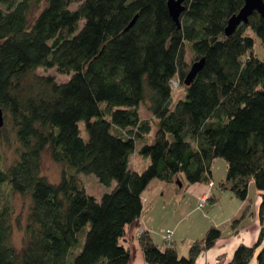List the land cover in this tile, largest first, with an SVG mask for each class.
<instances>
[{
    "label": "trees",
    "instance_id": "1",
    "mask_svg": "<svg viewBox=\"0 0 264 264\" xmlns=\"http://www.w3.org/2000/svg\"><path fill=\"white\" fill-rule=\"evenodd\" d=\"M167 3L0 0V191L6 183L30 200L19 248L12 207H0V264H130L127 234L139 226L149 184L209 185L218 158L227 164L222 190L246 201L253 183L264 222V60L252 37L264 46V18L253 13L228 37L244 0H186L179 25ZM131 38L117 62L114 52ZM200 59L205 66L186 86ZM55 67L71 78L59 83L37 72ZM178 80L185 91L175 101ZM142 104L152 119L142 118ZM3 149L14 151L9 166ZM135 152L150 159L147 169L131 168ZM47 153L61 165L59 183L43 175ZM82 174L115 186L98 200ZM246 213L233 220V235ZM223 237L211 226L185 257L148 231L139 245L146 264H196ZM263 238L264 228L255 244L240 243L229 264H264Z\"/></svg>",
    "mask_w": 264,
    "mask_h": 264
},
{
    "label": "rangeland",
    "instance_id": "2",
    "mask_svg": "<svg viewBox=\"0 0 264 264\" xmlns=\"http://www.w3.org/2000/svg\"><path fill=\"white\" fill-rule=\"evenodd\" d=\"M78 7V4H74L71 6V9L74 10ZM255 40L254 51L259 59L264 60V46L261 40L255 35L252 34ZM132 38L128 41H125L119 45V47L114 52V57H116L117 62H121L124 59V56L132 49ZM188 53V61L191 59V54ZM38 74L40 75H51L56 78L59 83H66L71 76L72 73L70 71H62L55 67L54 69H50L48 71H43L39 69ZM174 97L175 101L178 98H181L184 95L185 89L180 85L179 80L173 82ZM140 112L143 119L149 118L152 119L151 113L147 110V106L142 104L140 106ZM154 121V120H153ZM83 133L82 135L86 137V131L84 129L85 125L81 123ZM157 130V124L152 122V131L150 135L147 137V141L152 143L155 138V132ZM145 141V140H144ZM143 141V142H144ZM142 143V142H141ZM139 145V144H138ZM140 146V145H139ZM4 153V165L9 166L13 163L15 154L14 151L3 149ZM43 165L42 172L43 175L47 178L48 182L59 183L62 168L60 164H57L54 160L51 159L49 153L44 154L42 157ZM150 163L149 158H145L144 156L139 155L137 152L131 155V168H134L136 171H143L148 168ZM212 167V176L215 184V188L213 191V196L217 199L216 201L210 200L204 209L200 208L199 201L195 199V187L194 186H207L205 183H195L193 185L186 184L183 188H180L177 185L173 186V190H167L159 194L156 199V208L154 210V218L156 219L155 232L158 237L164 234L166 229L169 227L173 229L175 225L178 223H182L180 230L178 231L177 239H178V253L181 257L189 256V250L193 243H189V240L202 239L206 236L207 230L211 226H215L214 224H218V228L224 231V239H229V235L234 231V227H232V223L234 219H239L247 208H243V201L240 199H235L231 197L229 191H223L220 183L226 179L227 173V164L224 159L218 158L214 161ZM81 181L84 182L87 192L90 195L95 196L98 200L105 195V193L111 192V189L114 188L115 183L112 188H108L103 186L95 175H85L82 174ZM183 177V176H182ZM185 178V177H184ZM157 184L159 181L155 180ZM186 182V178H185ZM155 184V183H153ZM189 185V186H188ZM250 185V184H249ZM155 186V185H154ZM194 187V188H192ZM172 188V187H171ZM153 193L156 192V188L152 187ZM151 191V192H152ZM159 192V191H158ZM157 192V193H158ZM256 187L253 183H251L249 187V201L246 203V206L249 205L250 201L252 202V207H254V211L256 210ZM5 203L9 204L12 207L13 212V243L19 248L22 245L23 239V229L27 221V213L30 204L29 198H24L17 193H13L9 184H4L2 190L0 191V207L5 205ZM241 204V205H240ZM237 218H236V217ZM253 219L251 216H243L241 224L242 228L247 226H251L253 223ZM242 230V229H241ZM185 232L184 237L180 236ZM140 236V235H139ZM231 236V235H230ZM185 239L186 249L183 251L182 248V240ZM173 240V238H172ZM262 244L259 247V250L264 246V238L262 239ZM230 241V240H229ZM167 246L173 245L171 243H165ZM258 251V250H257ZM259 252V251H258ZM227 255L219 252V255L216 258V262L219 264H226L225 259Z\"/></svg>",
    "mask_w": 264,
    "mask_h": 264
},
{
    "label": "crops",
    "instance_id": "3",
    "mask_svg": "<svg viewBox=\"0 0 264 264\" xmlns=\"http://www.w3.org/2000/svg\"><path fill=\"white\" fill-rule=\"evenodd\" d=\"M153 183H155V184H153ZM213 183H214V181H213ZM250 185H251V183H250ZM173 186H174V184L169 185V184H166V183L161 182V181L159 182V184H157L154 180L149 184L148 188L146 189V191L143 195V198L146 199L147 204L145 205L144 214L142 215V217L139 221V226L138 227L132 226L131 229L129 230L128 234H127L128 235L127 246L130 247L131 252H132V257H133L130 264H146L144 256H143V252L141 249V245H139V235H140L139 230H140V228H142L145 231H148L150 234H152L154 241L161 248H163V246H165V244H163V242H164V236L166 235V231H172L174 233L172 244L178 250V248H179L178 242L179 241L177 239V235L179 234L178 231L180 230V228L182 226L181 222L178 223L177 225H175V227L173 229L168 227L162 236L160 235L158 237L156 234H154V232H155L154 223H156V219L154 218V210L156 208V204H154V203H156V201H157L156 199L158 198L160 193L167 191V190L172 191ZM184 186H185V183H182L181 188H183ZM152 187L156 188L155 193H153ZM194 187H192V188L195 189V199L197 201H199L200 197L203 196L207 190H209V187H207L205 185L194 186ZM214 188H215V184H214ZM256 196H257V200H256V205H255V207H256L255 211H254V207H252L251 201H250L249 205L246 206V203L249 201V199L246 201H243V204H242L243 208H245V209L247 208L246 216H249V217L251 216V218L254 221L252 223V225L247 226L245 228H242L241 224H239V226H238L239 234L238 235H233V233H234V231H233L230 234L231 236L229 235V237H230L229 239L225 240L224 238H222V239L218 240V243L214 248L207 251L206 253H203V255H201L197 259L196 264H214V261L216 260L217 256L219 255V252L227 255V257L225 259V263L229 264L230 260L232 259L233 255L235 253L234 252L235 249L240 245V243H244L248 246H251L258 241L257 239H258L260 233L262 232V228H264V222L261 220V218H259V210H260L259 206H260L261 199L257 195V193H256ZM212 198L213 199H211V200L213 202L216 201V199H217L215 196H213V191H212ZM232 198H234V197H232ZM214 225L216 227L218 226V224H214ZM184 235H185V232L180 236L184 237ZM196 240H199V239H196ZM196 240H189V243L192 244ZM185 242H186L185 239L182 240L183 251L186 249V245H185L186 243ZM221 264H222V261H221ZM251 264H257L256 260H252Z\"/></svg>",
    "mask_w": 264,
    "mask_h": 264
},
{
    "label": "water",
    "instance_id": "4",
    "mask_svg": "<svg viewBox=\"0 0 264 264\" xmlns=\"http://www.w3.org/2000/svg\"><path fill=\"white\" fill-rule=\"evenodd\" d=\"M185 1L186 0H168L167 8L170 13L173 21L180 24V17L186 11L185 10ZM257 12L262 18H264V0H244V5L241 11L238 14L230 17L227 27L225 28L226 36L230 37L237 31V28L242 24H248L250 17L253 16V13ZM136 18L131 22V25L127 28L129 31L135 24ZM204 59L192 64L190 71L188 72L187 78L185 79V85L189 86L193 80L196 78V75L203 69ZM4 124V118L2 115V110L0 111V127ZM178 186L181 188L182 184L178 182Z\"/></svg>",
    "mask_w": 264,
    "mask_h": 264
},
{
    "label": "built area",
    "instance_id": "5",
    "mask_svg": "<svg viewBox=\"0 0 264 264\" xmlns=\"http://www.w3.org/2000/svg\"><path fill=\"white\" fill-rule=\"evenodd\" d=\"M209 187V190H207L205 192V194L203 196L200 197V201H199V205H200V208L204 209L205 206L207 205V203L213 199L212 198V190H213V183H210L208 185ZM145 230L140 228L139 230V234L143 233ZM173 232L172 231H166V235L164 236V243H171L172 241V238H173ZM214 264H219V262L217 261H214Z\"/></svg>",
    "mask_w": 264,
    "mask_h": 264
}]
</instances>
